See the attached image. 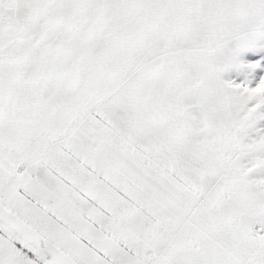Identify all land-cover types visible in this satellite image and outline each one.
I'll return each instance as SVG.
<instances>
[{
    "label": "snow or ice",
    "instance_id": "1",
    "mask_svg": "<svg viewBox=\"0 0 264 264\" xmlns=\"http://www.w3.org/2000/svg\"><path fill=\"white\" fill-rule=\"evenodd\" d=\"M0 264H264V0H0Z\"/></svg>",
    "mask_w": 264,
    "mask_h": 264
}]
</instances>
